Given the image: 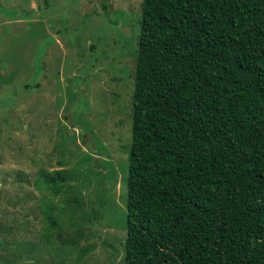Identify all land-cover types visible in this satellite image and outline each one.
I'll use <instances>...</instances> for the list:
<instances>
[{
  "label": "trees",
  "instance_id": "1",
  "mask_svg": "<svg viewBox=\"0 0 264 264\" xmlns=\"http://www.w3.org/2000/svg\"><path fill=\"white\" fill-rule=\"evenodd\" d=\"M130 131L124 264H264V0H143Z\"/></svg>",
  "mask_w": 264,
  "mask_h": 264
},
{
  "label": "rangeland",
  "instance_id": "2",
  "mask_svg": "<svg viewBox=\"0 0 264 264\" xmlns=\"http://www.w3.org/2000/svg\"><path fill=\"white\" fill-rule=\"evenodd\" d=\"M142 1L0 0V264H124Z\"/></svg>",
  "mask_w": 264,
  "mask_h": 264
},
{
  "label": "crops",
  "instance_id": "3",
  "mask_svg": "<svg viewBox=\"0 0 264 264\" xmlns=\"http://www.w3.org/2000/svg\"><path fill=\"white\" fill-rule=\"evenodd\" d=\"M31 3H32V2H31ZM30 6H31V4H30ZM30 6H29V7H30ZM30 8H31V7H30Z\"/></svg>",
  "mask_w": 264,
  "mask_h": 264
}]
</instances>
